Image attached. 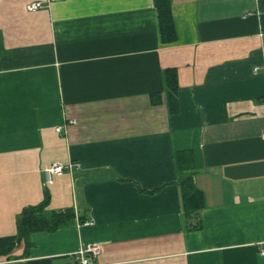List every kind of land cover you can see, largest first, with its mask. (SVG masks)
<instances>
[{"label": "crops", "instance_id": "0c3cea01", "mask_svg": "<svg viewBox=\"0 0 264 264\" xmlns=\"http://www.w3.org/2000/svg\"><path fill=\"white\" fill-rule=\"evenodd\" d=\"M169 2L165 44L156 0H0V264H264V0Z\"/></svg>", "mask_w": 264, "mask_h": 264}, {"label": "trees", "instance_id": "16d2710c", "mask_svg": "<svg viewBox=\"0 0 264 264\" xmlns=\"http://www.w3.org/2000/svg\"><path fill=\"white\" fill-rule=\"evenodd\" d=\"M156 4L161 40L165 44H168L175 39L170 2L169 0H156ZM173 72L174 71H170L165 74L167 82L166 106L170 114H174L178 111L176 98L177 85ZM152 102L157 103L155 97H152ZM182 198L187 212H196L202 208V195L194 188L190 180L182 184ZM46 203L47 197L40 205L26 208L21 212L17 220L18 241L26 240L32 233L54 232L58 228L68 224L71 219L69 211L53 213L50 218H46L43 213ZM11 246L8 247L6 251L0 252V256L7 253V251L11 249Z\"/></svg>", "mask_w": 264, "mask_h": 264}, {"label": "built area", "instance_id": "2783aa9c", "mask_svg": "<svg viewBox=\"0 0 264 264\" xmlns=\"http://www.w3.org/2000/svg\"><path fill=\"white\" fill-rule=\"evenodd\" d=\"M41 7L40 3H33L27 6V10L29 12L37 11ZM59 129H56L58 132ZM264 137V134H263ZM75 167H78L75 165ZM69 167H64L60 164H53L47 169L44 170V174L46 177V181L49 182L51 177L54 175H60L65 172ZM92 224L91 221H87L82 223V226H90ZM100 253V249L98 246H90L85 249H79L77 252L74 253V261L76 264H96L95 260ZM262 254V253H261Z\"/></svg>", "mask_w": 264, "mask_h": 264}]
</instances>
